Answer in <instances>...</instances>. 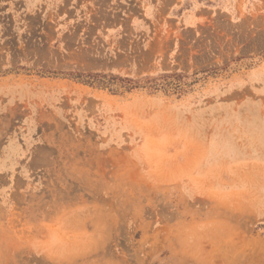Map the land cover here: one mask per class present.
<instances>
[{
    "label": "rangeland",
    "instance_id": "374dc122",
    "mask_svg": "<svg viewBox=\"0 0 264 264\" xmlns=\"http://www.w3.org/2000/svg\"><path fill=\"white\" fill-rule=\"evenodd\" d=\"M0 264H264V0H0Z\"/></svg>",
    "mask_w": 264,
    "mask_h": 264
},
{
    "label": "trees",
    "instance_id": "16d2710c",
    "mask_svg": "<svg viewBox=\"0 0 264 264\" xmlns=\"http://www.w3.org/2000/svg\"><path fill=\"white\" fill-rule=\"evenodd\" d=\"M97 76H99V77H103V75H93V76H91L89 79H88V82H95L96 80H97ZM100 82V81H99Z\"/></svg>",
    "mask_w": 264,
    "mask_h": 264
}]
</instances>
